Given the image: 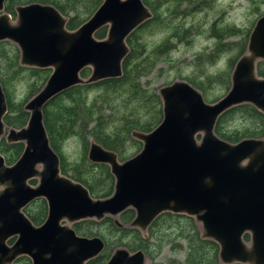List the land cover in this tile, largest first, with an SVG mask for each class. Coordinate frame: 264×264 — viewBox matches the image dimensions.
Returning a JSON list of instances; mask_svg holds the SVG:
<instances>
[{
  "label": "water",
  "instance_id": "95a60500",
  "mask_svg": "<svg viewBox=\"0 0 264 264\" xmlns=\"http://www.w3.org/2000/svg\"><path fill=\"white\" fill-rule=\"evenodd\" d=\"M6 0H0V12ZM17 23L0 15V42H14L23 67L51 69L44 87L25 105V127H7L6 97L0 84V142L25 145L12 165L0 152V264L22 255L33 264H87L105 249L100 237H82L72 225L102 221L135 211L131 228L146 233L163 213L193 217L202 238L219 246L223 264H264V137L230 143L215 127L230 109L250 104L264 114V16L256 22L246 52L237 61L231 87L221 99L208 103L186 81L159 90L163 119L150 133L134 131L143 144L133 158L120 162L118 154L91 142L88 159L110 167L114 193L94 199L81 183L64 176L61 161L50 145L44 108L78 85H91L123 75L130 52L128 38L153 18L143 0H104L96 12L74 31L53 6L31 4L17 8ZM107 27L104 39L96 33ZM91 68L87 79L82 72ZM37 179L36 186L31 181ZM38 199L48 204L46 221L36 226L24 209ZM66 222L65 225L62 222ZM250 235V241L245 235ZM18 239L13 246L7 242ZM142 251H114L107 264H146Z\"/></svg>",
  "mask_w": 264,
  "mask_h": 264
},
{
  "label": "trees",
  "instance_id": "16d2710c",
  "mask_svg": "<svg viewBox=\"0 0 264 264\" xmlns=\"http://www.w3.org/2000/svg\"><path fill=\"white\" fill-rule=\"evenodd\" d=\"M144 1L152 10L153 18L136 29L128 38L127 43L131 50L123 61L122 77L103 80L91 85L74 87L52 100L43 110V120L50 139V145L60 157L62 174L83 184L90 191L91 195L96 198H107L114 193L115 178L111 174L110 167L103 164L91 163L86 160V156L84 157L86 164H83L81 167L79 165H69L61 152V145L67 137L78 136L83 143L84 154L86 155L90 147L89 137L92 138V141L102 145L104 148L116 152L120 161H125L129 157L126 155L127 143L133 142L137 144L138 150L141 149V143L133 140L131 137L132 133L134 131L150 133L161 123L163 119L161 98L159 94L145 89L141 83L142 78L148 76L150 71L155 67V62L151 61V63L145 64L147 60L143 62L144 59L141 60V57L140 60L142 63L135 64L134 59H139L140 56L136 55L135 47H138V45L134 41V37L136 33L151 23L164 25V20L160 19L159 9L157 8L163 2L162 0L151 3L146 2V0ZM167 1L171 0H165L164 2ZM203 2L205 1L203 0ZM28 3L53 5L62 15L68 18L67 28L70 31H74L96 12L103 3V0H10L5 10L14 16V6L16 4ZM173 14L177 15L176 11ZM240 32L242 31L236 28L230 31L232 33L231 36H235ZM184 33L180 36L178 35L180 39L185 36ZM249 34L250 32L245 35L240 43L232 44L240 45V49H238L237 57L230 60L228 72L223 75L211 76L205 75L204 71H202L200 83L191 78L187 79L192 85L203 91L204 97L208 102H217L222 98L209 97L207 93L211 87L218 85L229 91L231 87V73L239 58L246 52ZM106 35L107 28L105 27L99 30L95 36L97 39H104ZM213 35L219 40L217 50L215 51L219 52L224 47L222 44L224 33L213 30ZM4 45L5 42L0 43V60L8 58V53H13L14 56L13 61L10 62L6 71L3 72L0 65V84L2 85L7 102V114L4 117V123L7 127L21 129L27 125L29 120V113L24 109L26 102L44 87L51 71L48 69L21 66L20 52L18 49L12 52L5 49ZM140 48L141 52H144L145 47L140 45ZM158 50L161 52L164 50V47H159ZM209 57L208 60L211 59ZM201 60L202 58L198 60V65L205 63L200 62ZM9 70H12V72H9ZM89 72L90 69L87 68L82 72V75L84 77L90 76ZM24 74L29 75L34 81L30 85L26 100L19 104L14 103L15 99L12 97L11 90L13 82L22 78ZM258 76L264 78V62L258 64ZM90 86L100 88L104 91V94L93 100L91 104L83 98V90L91 88ZM62 97L69 101L70 105L64 103L57 105L58 110L56 112L53 106ZM110 97L121 98L126 103V109L131 108L129 112L120 115V112H117L118 109L115 106L107 104ZM141 110L144 112H141ZM116 116L120 118V125L116 129L111 130L110 125ZM215 132L220 138L230 143H238L247 138L261 139L264 137V114L250 104L234 107L220 116L215 127ZM24 148L25 145L23 143H7L5 136L0 142V152L5 157L8 165L14 164L21 157ZM87 170L94 171L95 176L93 178L87 176ZM69 172H72L71 176H69ZM34 204L39 205V210L36 213L31 211V207ZM25 212L35 225H41L47 219V203L43 199L37 200L29 205L25 209ZM120 217L121 221L125 225H128L129 228H124L123 225L117 227L115 226L116 223L114 224V221L108 218H104L98 222L85 220L73 226L80 236L88 238L94 237L92 235H95L93 233V225L104 226L96 234L98 236L95 237L103 239L105 250L99 257L91 261V264H105L110 257L107 251L109 249L112 250L111 247L116 249L115 247L124 246L132 253L142 250L147 258H154L155 254L153 252L159 251L163 246L171 244H176L180 249H186L187 254L183 264H221L219 259V246L212 240L202 238L201 233L193 226L196 224L193 217L168 212L163 213L148 229V235L154 238V242H150L149 238H145L147 232L143 233L137 228L130 227L131 222L135 218V211L133 209L125 211ZM182 221L185 223L186 221H190L191 227L184 228L185 224L182 225L181 223V227L177 229L178 232L172 235L175 232L168 231L172 229L170 226ZM84 223H87L89 226L83 225L82 228L81 225ZM164 225H167L166 229ZM107 227L112 233H115V240L110 241L102 233ZM162 227H164V232L162 231ZM130 238L131 240L128 241ZM245 239L249 240V235H246Z\"/></svg>",
  "mask_w": 264,
  "mask_h": 264
},
{
  "label": "rangeland",
  "instance_id": "374dc122",
  "mask_svg": "<svg viewBox=\"0 0 264 264\" xmlns=\"http://www.w3.org/2000/svg\"><path fill=\"white\" fill-rule=\"evenodd\" d=\"M156 1L157 0H146V2L150 3ZM164 1L165 0H162L163 3L157 7L159 9L160 19L164 20V25L151 23L143 29L141 28L142 30L136 33L134 37V41L138 45V47H135L136 55L140 56L139 59H134L135 64L142 63L141 60L143 59V62L147 60L145 64H149L151 63V61L155 62V67L150 71L148 76H144L142 78L141 83L145 87V89L157 94L159 93V90L161 88L171 85L175 81H186L190 83L187 79L191 78L196 82L200 83L199 81H201L200 78L202 77V71H204L205 75L211 76L223 75L224 73L228 72L230 60L235 59L237 57L238 49H240V45L232 44L240 43L248 32H250L251 34L258 19L264 16V0H204L205 2H203V0H171L167 2ZM174 11H176L177 15L173 14ZM233 28H236L242 32L235 36H231L232 33H230V31ZM213 30H217L218 32L224 33L222 39V44L224 45V47L221 48L219 52H215L217 50V43L219 42V40L216 36L213 35ZM183 33L185 36L180 39L179 36ZM4 42V48L7 50L15 52L16 49H18L14 42ZM140 45H143L145 47L144 52H141ZM159 47H164V50L161 52L159 50L157 51ZM222 55L227 56L226 68L218 65V61L220 60ZM13 57V53H8V58H6L7 60H0V65L3 72L6 71V68L8 67L10 62L13 61ZM208 57L211 59L208 60ZM200 58H202L200 62L205 63H200V65H198V60ZM88 69H90L89 74H91L92 69ZM9 72H12V70H9ZM88 77L89 76L84 77L82 75V78L84 79H87ZM33 81L34 79H32L29 75L24 74L22 78H19L15 80V82H13L11 90L13 94L12 97L13 99H15L14 103L19 104L26 100L29 93L30 85L33 83ZM192 86L195 87L194 85ZM90 87L91 88L89 89L83 90V98L86 100V102L88 101L89 104H91L93 100L97 99L99 96L104 94V91L100 88H95L92 86ZM198 90L204 96L203 91H201L200 89ZM227 92V89L215 85L211 87L207 94L211 98H221L226 95ZM27 103L28 102H26V104ZM63 103L66 105H70V102L62 97L56 104H54V111L57 112V105ZM107 104L115 106L118 109L117 112H120V115L129 112V110L131 109H126V103L121 98L118 99L116 97H110ZM141 112L144 111L141 110ZM119 125L120 118L116 116L115 120L110 125V129H116ZM131 137L135 142L138 141L133 136ZM88 140L91 145L92 138L88 137ZM126 146V155L129 156L126 160H129L141 151L143 144L141 143L140 150L137 149V144H134L133 142L127 143ZM61 152L68 164L72 166L79 165L81 167L83 164H86L84 161L85 156L86 160L89 161V149L85 155L83 143L80 137L78 136L67 137L61 145ZM87 172V176L92 178L95 176L94 171L87 170ZM71 175L72 172H69V176ZM30 184L36 186L38 184V180L35 179L31 181ZM93 198L98 200L106 199L96 197ZM38 210L39 205L37 204H34L31 207V211L34 213L38 212ZM106 218L112 219L115 224V218L110 216ZM118 220L124 228H129L128 225H125L121 221L120 216L118 217ZM87 223L82 224V228L83 225L89 226ZM181 223L182 225L185 224L184 228L191 227L190 221H186V223L182 221L180 223L172 224L170 226V228L172 229L169 228L170 230L168 231L175 232H172V235L176 234L178 232V227H181ZM193 226L196 227V230L202 235L201 226L198 223L194 224ZM92 227L93 233L95 234L92 236L95 237L98 236L96 234L99 233V231L103 229L104 226L93 225ZM164 227L166 229L167 225H164ZM164 227H162L163 232ZM102 233L106 235L107 239H109L110 241L115 240V233H112V231L109 230L108 227L105 228ZM148 233L149 232L147 231V233L145 234V238H149L150 242H154V238L150 237ZM130 240L131 238L128 241ZM111 248L112 250L109 249L107 251L110 256L114 253L115 250L119 248L126 249V247L124 246L115 247L116 249H114V247ZM153 254H155V257L147 258L146 264H183L187 252L185 248L180 249L179 247H177L176 244H171L163 246L161 250L155 251L153 252ZM220 263L223 264L221 261ZM87 264H91V262Z\"/></svg>",
  "mask_w": 264,
  "mask_h": 264
},
{
  "label": "flooded vegetation",
  "instance_id": "af4514ba",
  "mask_svg": "<svg viewBox=\"0 0 264 264\" xmlns=\"http://www.w3.org/2000/svg\"><path fill=\"white\" fill-rule=\"evenodd\" d=\"M10 0H6L5 1V3H4V11L3 12H0V15H2V14H7V15H9V17H10V20H11V22L12 23H14V24H16L17 23V17H18V15H17V8L18 7H20V6H22V7H25V6H28V5H31V4H41V5H49V6H53V5H50V4H42V3H28V4H16V6H14V11H15V15L13 16L12 14H9V13H7L6 12V10H5V8H6V5L8 4V2H9ZM104 1V0H103ZM144 2V1H143ZM102 5V4H101ZM54 7V6H53ZM56 8V7H55ZM57 9V8H56ZM58 10V9H57ZM151 10V9H150ZM59 11V10H58ZM60 12V11H59ZM61 13V12H60ZM62 14V13H61ZM64 16V15H63ZM65 17V16H64ZM66 19H67V21H68V18L67 17H65ZM68 23V22H67ZM85 23V22H84ZM79 28V27H78ZM105 28V27H104ZM107 28V27H106ZM68 29V28H67ZM69 30V29H68ZM108 30V29H107ZM5 41H9V40H5ZM2 42H4V41H1L0 43H2ZM12 42V41H11ZM17 46V45H16ZM17 48H18V46H17ZM18 50H19V48H18ZM19 52H20V50H19ZM20 60H21V53H20ZM21 65V64H20ZM22 66V65H21ZM51 71V70H50ZM92 142H94V141H92ZM64 176H66V175H64ZM68 177V176H67ZM70 178V177H69ZM38 200H40V199H38ZM43 200H45V199H43ZM37 201V200H36ZM46 201V200H45ZM35 202V201H34ZM34 202H32V203H34ZM31 203V204H32ZM47 203V202H46ZM31 204H29V205H31ZM28 205V206H29ZM27 206V207H28ZM26 207V208H27ZM47 207H48V204H47ZM25 208V209H26ZM25 209H24V213L26 214V212H25ZM27 215V214H26ZM48 215V214H47ZM181 215H183V214H181ZM27 217H28V215H27ZM29 218V217H28ZM30 219V218H29ZM83 221H85V220H83ZM196 221V220H195ZM45 222V221H44ZM79 222H81V221H79ZM79 222H77V223H79ZM33 223V222H32ZM197 223V222H196ZM34 224V223H33ZM43 224V223H42ZM41 224V225H42ZM62 224L63 225H65L66 224V222L64 221V222H62ZM76 223H74L73 225H75ZM35 225V224H34ZM73 225H72V227H73ZM36 226H40V225H36ZM74 228V227H73ZM75 230V229H74ZM76 231V230H75ZM78 234V233H77ZM79 235V234H78ZM246 235H249V234H246ZM245 235V236H246ZM80 236V235H79ZM83 237V236H82ZM92 238V237H91ZM18 238L17 237H13V238H11L8 242H7V245L8 246H13L14 245V243L16 242V240H17ZM246 240V239H245ZM247 242H249L250 241V235H249V240H246ZM105 250V249H104ZM104 252V251H103ZM102 252V253H103ZM101 253V254H102ZM100 254V255H101ZM99 255V256H100ZM99 256H97V257H99ZM112 256V255H111ZM111 256L109 257V259L111 258ZM96 257V258H97ZM96 258H94V259H96ZM94 259H92L91 261H93ZM109 259L105 262V264H107V262L109 261ZM90 261V262H91ZM11 264H33V261H32V259H31V257L30 256H28V255H22V256H20V257H18L16 260H14Z\"/></svg>",
  "mask_w": 264,
  "mask_h": 264
},
{
  "label": "clouds",
  "instance_id": "9594fccd",
  "mask_svg": "<svg viewBox=\"0 0 264 264\" xmlns=\"http://www.w3.org/2000/svg\"><path fill=\"white\" fill-rule=\"evenodd\" d=\"M218 65L223 66L224 68L227 67V56L222 55L220 60L218 61Z\"/></svg>",
  "mask_w": 264,
  "mask_h": 264
},
{
  "label": "bare ground",
  "instance_id": "6f19581e",
  "mask_svg": "<svg viewBox=\"0 0 264 264\" xmlns=\"http://www.w3.org/2000/svg\"><path fill=\"white\" fill-rule=\"evenodd\" d=\"M130 53V52H129ZM125 60V59H124Z\"/></svg>",
  "mask_w": 264,
  "mask_h": 264
}]
</instances>
